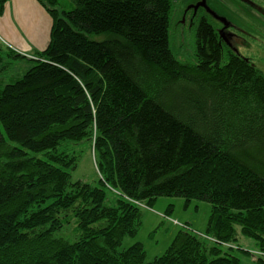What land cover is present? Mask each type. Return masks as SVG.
Here are the masks:
<instances>
[{
  "label": "trees",
  "instance_id": "trees-1",
  "mask_svg": "<svg viewBox=\"0 0 264 264\" xmlns=\"http://www.w3.org/2000/svg\"><path fill=\"white\" fill-rule=\"evenodd\" d=\"M37 1L47 49L27 58L0 41V264H246L239 235L264 264V74L206 18L196 62H180L173 0ZM104 33L118 39L88 37ZM15 60L30 68L8 83ZM84 149L97 186L72 180ZM162 197L212 209L203 234L182 225L148 262L141 243L122 247Z\"/></svg>",
  "mask_w": 264,
  "mask_h": 264
},
{
  "label": "rangeland",
  "instance_id": "rangeland-1",
  "mask_svg": "<svg viewBox=\"0 0 264 264\" xmlns=\"http://www.w3.org/2000/svg\"><path fill=\"white\" fill-rule=\"evenodd\" d=\"M257 1L259 7H264V1ZM60 3V9L65 11H71L75 8L71 0H61ZM243 10L246 13L244 20L238 13L240 10L235 7L231 9L226 0H173L170 45L174 55L182 63L196 62V30L201 20L206 18L215 26L224 47L246 59L264 74V25L258 21L262 27L256 26L253 23L254 18L250 19L252 16L248 13V10L246 8ZM216 18H222L229 25L217 21ZM88 37L94 42L118 39V36L113 33L88 35ZM225 62L226 59L224 58L222 64H225ZM29 68L30 64L26 61H13L9 72L12 79L8 83L23 77ZM72 180L82 181L92 186L98 185L99 173L93 153L89 149L82 151L78 167L72 173ZM112 199L113 197L109 194L108 200L110 203L113 201ZM169 208L171 211L169 216L166 217L165 213ZM211 209V205L205 202L192 201L189 207L185 208V200L181 198H159L152 208H142V225L137 237L126 239L122 248H129L135 243H141L146 251L147 261L151 262L165 253L182 225L188 224L192 230L203 234ZM175 221L179 225L175 224ZM238 248L251 253L252 257L249 258L238 252L246 264L252 263V258L260 257L257 254L256 242L252 239L239 235Z\"/></svg>",
  "mask_w": 264,
  "mask_h": 264
},
{
  "label": "crops",
  "instance_id": "crops-1",
  "mask_svg": "<svg viewBox=\"0 0 264 264\" xmlns=\"http://www.w3.org/2000/svg\"><path fill=\"white\" fill-rule=\"evenodd\" d=\"M226 2L231 9L235 7L240 10L238 13L243 20L246 17L243 9L246 8L252 16H249L250 19L254 18L253 23L256 26L261 28V24L264 25V7H259L257 0ZM221 19L217 21L226 23ZM52 26V17L37 0H9L4 14L0 17V41L14 53L32 58L37 52H42L49 46Z\"/></svg>",
  "mask_w": 264,
  "mask_h": 264
},
{
  "label": "built area",
  "instance_id": "built-area-1",
  "mask_svg": "<svg viewBox=\"0 0 264 264\" xmlns=\"http://www.w3.org/2000/svg\"><path fill=\"white\" fill-rule=\"evenodd\" d=\"M174 223H175V224H177V225H179V223H178V222H176V221H175Z\"/></svg>",
  "mask_w": 264,
  "mask_h": 264
}]
</instances>
